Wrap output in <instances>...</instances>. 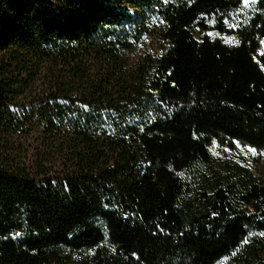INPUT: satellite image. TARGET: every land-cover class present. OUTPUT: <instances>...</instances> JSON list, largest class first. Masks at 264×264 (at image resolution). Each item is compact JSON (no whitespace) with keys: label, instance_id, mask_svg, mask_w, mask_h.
<instances>
[{"label":"trees","instance_id":"obj_1","mask_svg":"<svg viewBox=\"0 0 264 264\" xmlns=\"http://www.w3.org/2000/svg\"><path fill=\"white\" fill-rule=\"evenodd\" d=\"M138 1L132 59L112 2L0 0V264H264V178L210 154L264 149V0Z\"/></svg>","mask_w":264,"mask_h":264},{"label":"rangeland","instance_id":"obj_2","mask_svg":"<svg viewBox=\"0 0 264 264\" xmlns=\"http://www.w3.org/2000/svg\"><path fill=\"white\" fill-rule=\"evenodd\" d=\"M159 1H161L163 5H167L171 0ZM78 2L79 4L74 10H71V8L66 6L64 3H57V6L61 7L68 17L73 18L74 30L78 31L82 27V23L87 20L88 16H106L107 13L104 11V7L98 5V3L103 2L105 5H108V2H112L115 8L119 9L120 11L123 10L128 12L137 22H141L146 25V31L143 32L140 39L137 40L136 46L131 50L123 51L125 53L124 55L126 56V54H128L129 57H132L133 59L137 52H146L153 55L158 53L159 49L153 37V31L150 30L154 24L150 18L146 16L145 10L141 8L138 0H78ZM80 8L83 10L82 12L80 11ZM2 56L3 55L0 54V63L3 61ZM26 102V98H21L20 101L12 106L13 112H15L16 115H23L25 111L31 110L32 107L35 108V103L28 104ZM41 130V124H28L22 130H13L9 133L16 139L20 138L22 141H26L28 146H32L31 149L33 151V148L38 145V143H36V138L40 137ZM234 142L229 144V142L225 140H214L210 149L211 156L215 158V161L225 159H230L233 161L239 160L243 167L251 170V172L257 177L264 178V149L258 150L248 145L244 147L237 142ZM260 236L264 241V233H262Z\"/></svg>","mask_w":264,"mask_h":264},{"label":"snow or ice","instance_id":"obj_3","mask_svg":"<svg viewBox=\"0 0 264 264\" xmlns=\"http://www.w3.org/2000/svg\"><path fill=\"white\" fill-rule=\"evenodd\" d=\"M252 2L254 3L255 2V0H252ZM251 150V149H250Z\"/></svg>","mask_w":264,"mask_h":264}]
</instances>
